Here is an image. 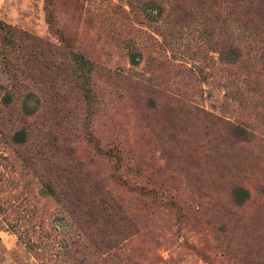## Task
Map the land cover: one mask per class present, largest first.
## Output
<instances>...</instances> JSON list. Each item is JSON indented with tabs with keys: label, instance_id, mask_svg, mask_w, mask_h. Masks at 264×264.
Instances as JSON below:
<instances>
[{
	"label": "trees",
	"instance_id": "1",
	"mask_svg": "<svg viewBox=\"0 0 264 264\" xmlns=\"http://www.w3.org/2000/svg\"><path fill=\"white\" fill-rule=\"evenodd\" d=\"M88 1L44 0L45 20L56 42L0 20V63L7 80L0 85V136L22 163L26 190L37 182L46 203L55 208L40 212L35 206L15 218V230L20 218L41 219L30 225L38 240L25 231L28 250L53 259L54 245L44 244L39 235L45 219L53 215L72 225L65 251L54 264H144L146 252L127 245L142 233L145 219L165 211L176 214L181 230L187 216L173 192L182 186L176 174L183 173L206 201L195 221L210 229L217 248L239 264H264L260 248L256 255L242 253L231 242L243 231L237 211L252 198L244 181L253 124H259L252 114L264 116V0H120L124 4L114 3L111 10L101 7L102 24L132 33L117 37L132 65L144 59L141 35H136L141 28L132 22L151 27L157 35L150 34L149 77L145 84L133 82V98L150 134L180 143L183 154L164 151L166 162L161 165L138 152L128 158L120 145L103 143L93 130L101 105L96 73L100 62L77 44L57 11L67 2L68 13L80 20ZM198 38L217 54L216 64L204 55L202 45V51L193 47ZM165 46L181 57L189 51L200 54L198 59L209 64L202 63L200 71H205L203 65L214 67L219 83L228 88L231 101L225 96L222 106L237 115L234 120L223 118L224 130L213 141L200 144L193 135L195 118L202 115L187 90L196 86L192 69L190 74L180 65L175 76L182 77L174 83L181 86L166 85L167 65L152 54ZM211 124L203 127L206 139L214 129ZM83 143L87 153L80 155ZM198 152L199 157L194 154ZM201 254L213 262L210 254Z\"/></svg>",
	"mask_w": 264,
	"mask_h": 264
},
{
	"label": "rangeland",
	"instance_id": "2",
	"mask_svg": "<svg viewBox=\"0 0 264 264\" xmlns=\"http://www.w3.org/2000/svg\"><path fill=\"white\" fill-rule=\"evenodd\" d=\"M91 0L82 11L80 20L72 17L67 11V2L57 6V11L61 23L75 37L77 44L84 48L89 54L95 55L99 60L97 73L98 91L101 95V105L95 118L93 130L103 143H116L122 147L128 158H133L135 152L141 153L145 159H154L156 165L166 162L164 151H171L174 155H181L180 143L170 144L167 135H152L143 124L141 112L133 98V82H147L150 68L147 65L149 52L153 45L150 34L157 36L151 27L134 20L132 24L140 27L144 59L139 65H132L129 61L123 45H119L117 37H125L132 33L127 28H120L111 23L102 24L100 22L101 7L108 5V10L114 3H121L120 0ZM124 4V2H123ZM122 4V5H123ZM124 7L129 9L128 6ZM0 20L23 28L35 35L51 41H57L48 30L45 20L44 0H0ZM99 26L103 27L100 28ZM199 33H195L197 37ZM146 45V46H144ZM203 46L204 55L211 57L216 64L217 54L207 50L203 42L198 38L193 47L201 50ZM152 52L158 61L167 65L163 75L170 79L166 85L177 88L181 84L175 85V80L181 79V75L175 76L180 65H184L185 71L191 74L194 72L196 86L189 85L188 94L193 99L194 105L201 110L202 117L195 118L196 135L200 144H205L209 139L212 141L217 132L224 130L223 118L234 120L236 113L224 109L223 99L228 88L222 86L219 81L220 74L215 68L204 66L200 71L202 62L198 55L192 51L184 52L185 56L175 51H171L168 46L160 52ZM202 51V50H201ZM183 59V60H182ZM209 65V64H208ZM7 83L0 63V85ZM186 89V88H185ZM226 98L230 100L229 97ZM232 107V106H231ZM259 124L255 125V137L248 144L249 159L247 169L244 172V181L250 186L252 198L248 205L238 209L237 214L241 217L243 231L241 237L235 238L234 243L240 252L249 251L252 255L260 248L261 258H264V116L256 117ZM216 122L211 131V136L207 139L204 133L206 123ZM254 123V122H253ZM202 132V133H201ZM192 136L189 138V143ZM196 140V139H195ZM87 153L83 143L78 154ZM194 152V151H193ZM197 157L201 153H194ZM206 154V152H205ZM16 153L11 146L0 136V264H54L53 259L59 258L61 251H65L72 225L68 220H60L51 216L45 219V224L40 234L43 242L54 245L53 259L48 254L38 256L29 251L27 246L28 231L33 240H38V233L34 232L30 226L40 224L41 219L37 216L29 222L25 218L18 220L19 227L16 229V217L25 215L36 206L40 212L50 208L54 211L51 203H46L47 198L41 190L42 186L34 184L26 190V177L23 174V166L17 159ZM175 159V158H174ZM219 160V156H218ZM215 173V171H213ZM181 188L173 194L183 205L187 222L178 230L176 214L165 211L145 219V228L142 233L129 241L127 249L143 250L147 256L142 259L144 264H239L237 258L231 259L224 255L216 246L214 234L207 227L196 224L195 215L197 211L205 206V199L201 197L187 182L186 174H176ZM240 176V175H239ZM243 178V177H242ZM247 230H244V229ZM41 228H39L40 230ZM48 244V243H47ZM38 253H46L41 250ZM201 253L210 254L213 262H208ZM103 256H106L104 253ZM45 263H44V262Z\"/></svg>",
	"mask_w": 264,
	"mask_h": 264
}]
</instances>
